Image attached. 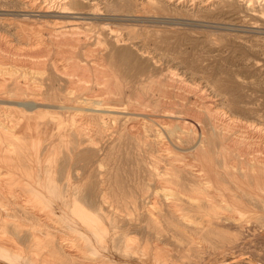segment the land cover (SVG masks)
Wrapping results in <instances>:
<instances>
[{"label":"bare ground","instance_id":"bare-ground-1","mask_svg":"<svg viewBox=\"0 0 264 264\" xmlns=\"http://www.w3.org/2000/svg\"><path fill=\"white\" fill-rule=\"evenodd\" d=\"M0 2L12 8L0 13V42L7 45L10 54H16L13 50L19 52V46L16 47L13 40L23 39L27 47L20 46V52L24 51L23 54L31 59L36 68L33 70L44 75L47 88L41 93L35 87L32 75H27L30 71L15 75L11 66L0 64L3 76L0 80V264H168L162 262L160 255L163 253L158 248L145 250L140 247L137 250L131 247L133 240L128 238L129 235L125 237L110 231L115 219L110 218V222L109 215L101 211V206L111 199L107 190L112 165L105 162V154L96 157L108 138L106 136L122 145L126 141L143 145L149 152L155 151L162 141L161 131L165 128L151 129L145 120L141 124L138 117L147 118L154 124L153 116L164 119L168 133L164 149L167 152L176 147L185 150L189 157L175 168L168 163L160 171L155 167V159L147 160L141 155L136 162L145 172L141 178L143 191L147 179L153 176L174 183L177 188L165 186L167 193L155 190L153 198L156 201L170 198L175 206L187 204L191 207L177 209V219L196 223L192 230L197 234L203 231L217 234L220 226L233 229L235 235H242L241 238L247 233L255 238L264 237V111L253 107L254 100L245 96L249 84L264 87V71L263 75L249 80L238 66L209 77L204 71L171 65L167 66L165 81L154 80L151 75L163 70L161 55H173L174 52L157 55L137 41L175 28L190 34L205 33L209 45L234 41L264 55V0ZM174 11L182 13L183 18L177 16L178 19H174ZM227 13L238 15L233 17L239 21L244 22L247 17L260 20V24L219 20V14ZM28 25L32 28L30 32ZM89 39L96 40L99 49L93 52L86 48L82 49L81 56L76 54V46L89 44ZM51 45H54L53 49ZM62 46L66 48L59 50ZM115 50L130 62L128 66H124L121 59L118 64L109 58ZM241 63L254 71L256 67L259 70L260 66L264 67L263 62L258 65L246 59ZM100 82L112 85L115 90L165 89V92L175 93L180 101L176 110L168 106L169 109L162 113L154 110L148 113L141 110L140 113L137 109L130 110L128 103L85 94ZM61 86L74 94L53 92L55 87L61 89ZM130 120L139 122L142 129L135 126L132 130L137 122L132 121L129 125ZM164 124L161 125L164 127ZM40 141L46 143L38 146ZM107 159L110 162V158ZM92 166L99 168L98 179H92V175L84 171ZM191 166L195 167L194 171L190 170ZM105 172L106 179L102 176ZM172 210L167 207L166 215H172ZM51 213L57 216L52 225L49 224ZM193 213L206 217L205 221H196L199 216L193 217ZM24 220L29 221L26 229L22 228L26 226ZM151 224L153 229L156 228L157 219L153 217ZM48 227L57 233L48 231ZM175 236L179 237L176 233ZM196 239L201 245V238ZM195 252L197 258L198 251ZM239 256L230 257L229 262L248 264V259L243 262V257Z\"/></svg>","mask_w":264,"mask_h":264},{"label":"rangeland","instance_id":"rangeland-1","mask_svg":"<svg viewBox=\"0 0 264 264\" xmlns=\"http://www.w3.org/2000/svg\"><path fill=\"white\" fill-rule=\"evenodd\" d=\"M11 9H12L11 7H9V6L7 7V5H3L0 2V13H2L3 10H11ZM179 14L180 13L174 11V19L183 18L184 15L182 13L180 15ZM226 15L229 18H227ZM226 15L219 14V16H220L219 20L228 21L230 23H232V22L233 23H241V22L246 23L247 22V23L252 24V25L253 24L259 25L260 24V20H252V19H248L246 17L245 21L243 22L241 20V18H240L241 21H239L238 18L234 19L233 16H238L236 14L230 15L229 13H227ZM177 16H178V18H177ZM239 17H241V16H239ZM27 28H28V32H30L32 30L30 25H28ZM138 40H139V43H143L142 45L146 50H148L150 52H154L157 55H160L162 53H170V52L173 54V52H174L173 55H170V54L161 55L162 56L161 62H162L163 70L161 71V73H158L156 75H151V76H153L154 80L159 79V80L165 81V76L168 75V74H166L168 72L167 66H171V65L172 66L179 65L180 67H184V66L185 67L186 66L191 67L198 72L204 71L205 74L209 77H214V75L218 74L219 71L229 72L230 70L237 69V66L239 67L240 71L243 74H245V76H247V78L249 80L257 78L258 74L263 75L262 74V71H264L263 66H260V67H262V68H260L261 70H259V68L256 67L257 70L254 71L250 67L242 66L241 62L244 59H246V60H251L253 62L255 61V62H257L258 65H261L262 62L264 64V55H259L256 52H254L251 48L249 49L245 45L239 44L238 42L228 41V42H222L221 44H218V45H209L205 41V33L190 34V33H185L183 31H180V30H176L175 28H174V31H171V32H167V33H163V34H159V35H155V34L152 35L151 34V35L146 36L143 39H137V41ZM141 41H143V42H141ZM95 42H96V40L89 39V44H86V45L78 44L75 48L76 54L81 56L82 52H83L82 49L85 50L86 48H90L91 51L96 52L97 49H99V46L95 45L96 44ZM23 43H25V41H23V39L13 40V44H15L16 47L19 46L18 47L19 52H20V46L21 47L26 46ZM69 45L67 47H69L71 49V46H69ZM240 46H243V47H240ZM50 47L53 49L54 45H51ZM64 48H66V46H62L59 50H64ZM56 50H58V49H56ZM15 51H17V50H13V52L16 54H10V52L7 50V45L0 42V64H3L4 66H8V67L11 66L10 69L13 68V69H11V71H13V73L15 75H20L22 73L27 74L30 71L31 73H29L27 75H30V76L32 75L31 79L33 82L35 80V82H34L35 87L39 88L41 93H44L45 90L47 89L46 85L44 84L45 83L44 75L42 73H39V72L33 70V68L34 69H36V68L33 66L31 59L29 57H27L25 54H23L24 51H21L20 53L17 51L20 54V56ZM53 51H55V50H53ZM21 53L24 56H22ZM11 56H13V57H11ZM14 58H17V60ZM109 58H111L113 61H116V63H118V64H119V61L121 59L124 66H128V64H130V62L127 61L125 58H121V54H119L116 50L110 54ZM25 60H29V62L25 61ZM14 61H15V63H14ZM171 62L172 63L174 62V63L172 64ZM27 63H29L30 65ZM21 64H23V65L21 66ZM25 65L27 67H29V69ZM24 67H26V68L24 69ZM25 70L28 72H26ZM32 70H33V72H32ZM35 72H36V74H35ZM131 72H133V71H131ZM3 75H5V74H3ZM1 76H2V74H0V80L3 79V76L2 77ZM5 76H8V75H5ZM221 77L225 78L224 75H222ZM141 78H143V76ZM143 80H145V79H143ZM103 81H105V80H103ZM100 84H99V86L92 87L90 90L85 92V94H87L90 97H92V95L94 96L95 94H97L96 96H94L92 98H97L99 96L98 99L108 98L111 101L115 100L117 103H121V102L122 103H128L126 105L129 109L131 108L130 110L137 109V111H140V113L145 112V111H146V113H148L149 111L152 112L153 110L156 113H162V112L166 111V109H169V107L173 108L172 110H176L175 107L177 106V104L180 101L179 97L177 95H175V93L170 94L168 92H165L164 88H163L164 90H148V91L147 90H145V91L140 90V91L136 92V91H129V90H115V89H113L112 85L106 86V84H104L103 82H100ZM40 88H42V89H40ZM110 88H111V90H110ZM0 89H1V85H0ZM98 90H99V92H98ZM101 91H102V93H101ZM245 91H246L245 96H248L249 99L251 98L254 100L253 101V104H254L253 107L261 109L264 111V87L261 85L258 86V85L249 84L245 88ZM53 92H55L57 95H63V94L68 93V96H69V95L74 94L73 93L74 91H68L66 87L64 89V87H62V86H61V89L55 87L53 89ZM71 92H72V94H71ZM165 93H167V94H165ZM128 98L130 100H128ZM166 99H168V100H166ZM169 99H170V101H169ZM50 101H52V100H50ZM140 102H142L143 104L140 105ZM160 103H162V105ZM163 106L164 107L167 106V107L164 108ZM138 109H140V110H138ZM141 110H142V112H141ZM152 118L156 121L155 124L158 123L159 126H156L158 124L155 125L151 121L147 120V118L138 117L137 119L139 122L141 121L140 122L141 124L145 120L144 123H149L151 129L160 128V127L162 129H164V128L166 129L167 124H166V121L164 119H161L157 116H153ZM142 119H143V121H142ZM132 121L133 120H130V122L128 121V124L130 123L129 125H131L133 122H135V123L137 122L136 120L133 122ZM139 122H137L136 125L132 126L131 129L133 130L134 127L136 126V127H138L137 128L138 130H139V128L141 130L142 129L141 124H139ZM160 123L161 124L165 123L164 127ZM165 129L161 131L163 133L162 141H159V143H158L159 146L157 145L156 146L157 148H155V151H153V152L146 151V148L143 145L137 146V145L132 144L131 142H127V141L124 142L123 145L117 143L116 141L115 142L113 141L114 142V144H113L111 136L110 137L106 136L108 138L105 139L106 141L102 144V149L100 150V152L98 154H96L97 158L100 154H105L106 155L105 162L108 163L109 166L112 165L111 169H109L110 172L108 171L109 172L108 176L110 177V179H109L110 180V187L107 190L108 193L111 195V199L109 200L108 203L103 204L101 206V208H102L101 211L107 213L109 215V219L113 218V217L115 219L114 221L112 220L113 222H111V219H110V222L113 224V226H112V224H110L112 227H109V228H111L109 230L112 232H115L117 234L118 233L123 234V235H125V237L127 235H129L128 238H131V240H133L135 242L134 243L133 241H131V243H132L131 247L133 246L137 250H138V248L144 249V247L146 248L145 250H153L155 248H158V250L163 253V255H160L161 259L163 257L162 262L165 261L164 263H168V264H227V263L231 264L232 262L231 263L229 262L230 257H233V256L238 257L239 255H240L239 257L241 259L243 257V259H242L243 262H245L248 259L246 261V262H248V261L250 262V263L248 262V264H251L252 263L251 261H253L252 264H261V263L264 264V251H263L264 250V237L255 238L251 234L247 233L243 236V238H241L242 235H235L236 233L233 229L231 230V228L228 229V228H223L220 226L217 227V232H218L217 234L207 233L205 231H203L204 233L200 232V234H197L192 230L194 227L193 225H195L196 223L191 222V223H193V224H191L190 221L177 219V217H178L177 212H179V211H177V209L181 210L182 206H183L182 208H185V209L187 207L191 209V207H189L187 204H183V205L181 204L180 206H175V204L173 202L174 200L170 199V198H168V200H167V198H165L166 200L162 199V200H158V201H156L153 198L154 194H155L154 193L155 190L158 192L160 191L161 193H167L168 192L167 188H174V189L177 188V186L174 183H172V184L168 183L163 177L153 176V177L147 179L148 185L146 184V188L144 189V191L142 190V188H143L142 179H143V176L145 175V172L142 171V169L140 167H138V165H137L138 162H136L139 158H141V155L144 156L147 160L148 159L149 160L155 159V161H156L155 167H158L160 171L161 170L163 171L164 166H166L168 163H172L174 165V168H175L176 166H178V163L180 164V161L189 158L188 153H186L185 150H178L176 147L172 148L173 151H167L166 152V149H164V148L167 147V145L165 146V144H167V142H168V136H167L168 133L165 132L166 131ZM163 140H164V142H163ZM45 143H46V141H40L38 143V146L39 145L42 146ZM129 143L131 145L130 147H128ZM111 144H113V145H111ZM30 150L33 151L32 148ZM109 151H111V153ZM162 152H164V154ZM107 157L110 158V162L108 161ZM150 157H152V158H150ZM160 162H161V164H160ZM106 163H104L103 168H105ZM158 164H159V166H157ZM115 165H116V167H115ZM189 168L192 171L195 170L194 166H191ZM84 171L89 172L92 175V177H91L92 179H96V178L98 179V177H99V174H98L99 168H97L96 166H92L88 170H84ZM105 171H107V170H105ZM127 174H128V176H127ZM102 176H103V178L106 179V172L103 173ZM141 183H142V185H141ZM155 186L159 190H157L155 188ZM162 186H164V187L167 186V188L166 187L164 188ZM147 187H149L148 188L149 190L147 189ZM153 189H154V191H153ZM146 198H147V200H146ZM144 200H146V201H144ZM150 203H152V206ZM146 204H150V205L148 206ZM163 204H164V206H163ZM109 205H110V208H109ZM150 207L151 208L153 207V208L151 209ZM163 207H165V208H163ZM167 207H171L173 209L172 215H166L165 212L167 210ZM154 208H156V209L154 210ZM145 210L147 213L145 212ZM152 210H154V211H152ZM162 210H163V212H162ZM2 212H3V210H2ZM157 212L158 213L160 212V213L158 215H156ZM149 213L150 214L153 213V214L150 215ZM161 213L163 216L165 215L164 216L165 218H163ZM129 214H131L130 217H129ZM191 214H192V212H191ZM159 215H160V217L162 216V218H160ZM195 215H198V214L193 213V217H196ZM49 216H50V220H49L50 223L49 224L52 225L55 222V220H57L56 219L57 216H55V214H52V213ZM125 216H127V217H125ZM172 216L174 217V219ZM153 217H154V219H157V222H158V226H156V228H154L155 230L151 226L152 225L151 219ZM201 219L203 221H205L206 217L199 216L198 218H195L196 221L201 220ZM23 222L26 226H23L22 228L23 229L28 228L29 221L24 220ZM146 222H147V224H146ZM171 222L173 224H171ZM181 223H183V224H181ZM164 224L168 227L164 226ZM216 224L219 225L218 223H216ZM141 225H143V226H141ZM141 227H143V228H141ZM47 230L52 232L53 234L57 233L51 227H48ZM192 232H193V235H192ZM175 233H176V235H179V237L175 236ZM155 234L157 236H155ZM151 235H152V238L150 237ZM68 236H72V235H67V237ZM195 236L197 238L198 237L201 238L200 239L201 245L198 244V242L200 243V241L197 240ZM193 238H194V240H193ZM202 238L204 240H202ZM245 238H247V239L245 240ZM137 242H138V244H137ZM238 242H241V243L238 244ZM247 242L249 243V245ZM156 243L158 246L156 245ZM202 243H204V244H202ZM235 243L237 244V246L234 245ZM140 244H142V245L145 244V245L142 246ZM205 244H207V245H205ZM136 245H138V246H136ZM146 245H148V246H146ZM213 246H214V248H213ZM196 250L198 251V257L199 258L198 257L196 258V256H194L196 253L195 252ZM218 250H220L222 252H220ZM238 250H240V251H238ZM192 253H193V255H192ZM213 253H215V255ZM226 253H228V254H226ZM218 256H220L221 258ZM223 257H224V259H222ZM226 257L229 259H227ZM161 259L159 261H161ZM244 259H246V260H244ZM198 260H200V261H198ZM166 261H168V262H166ZM89 263H91V262H87L86 264H89ZM93 264H95V263H93ZM243 264H245V263H243Z\"/></svg>","mask_w":264,"mask_h":264}]
</instances>
